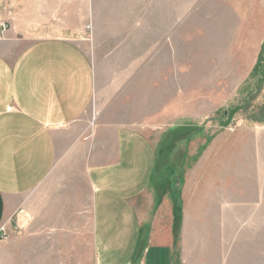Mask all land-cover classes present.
I'll use <instances>...</instances> for the list:
<instances>
[{"label":"rangeland","instance_id":"1","mask_svg":"<svg viewBox=\"0 0 264 264\" xmlns=\"http://www.w3.org/2000/svg\"><path fill=\"white\" fill-rule=\"evenodd\" d=\"M182 5L86 24L83 16L1 20L0 38L27 42L84 24L105 117L154 136L171 156L175 264H264V0ZM53 179L35 198L58 183L64 215H41L36 201L30 219L0 235V264H96L84 165L62 166ZM183 202L192 220H181Z\"/></svg>","mask_w":264,"mask_h":264},{"label":"crops","instance_id":"2","mask_svg":"<svg viewBox=\"0 0 264 264\" xmlns=\"http://www.w3.org/2000/svg\"><path fill=\"white\" fill-rule=\"evenodd\" d=\"M182 4L0 0V21L48 24L50 18L83 16L86 24L93 15L183 9ZM83 26L66 25L60 34L27 42L17 35L0 38V235L16 220L30 219L36 201L41 215L48 210L64 215L58 183L53 194L43 192L36 199V193L56 181L62 166L78 162L91 193L89 243L95 263L175 264L171 156L156 147L154 136L107 119L103 105L98 112L95 65L79 37ZM93 105L97 116L90 123ZM53 198L55 204L47 205ZM182 204L181 220H192Z\"/></svg>","mask_w":264,"mask_h":264}]
</instances>
